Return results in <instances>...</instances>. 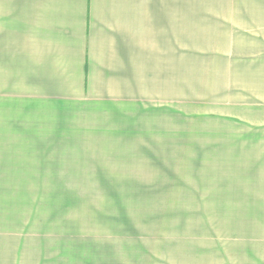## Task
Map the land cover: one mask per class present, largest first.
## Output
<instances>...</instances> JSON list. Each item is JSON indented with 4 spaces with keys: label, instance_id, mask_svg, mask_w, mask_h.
<instances>
[{
    "label": "rangeland",
    "instance_id": "obj_1",
    "mask_svg": "<svg viewBox=\"0 0 264 264\" xmlns=\"http://www.w3.org/2000/svg\"><path fill=\"white\" fill-rule=\"evenodd\" d=\"M248 5L186 0L184 111L111 106L105 120L44 122L54 129L38 137L4 122L10 264H205L211 242L264 235V86L237 54L259 40L229 23L252 18Z\"/></svg>",
    "mask_w": 264,
    "mask_h": 264
},
{
    "label": "crops",
    "instance_id": "obj_2",
    "mask_svg": "<svg viewBox=\"0 0 264 264\" xmlns=\"http://www.w3.org/2000/svg\"><path fill=\"white\" fill-rule=\"evenodd\" d=\"M244 1L252 18L229 23L254 26L260 48L237 54L264 86V0ZM185 104L186 0H0L1 137L4 122H24L17 137L30 123L38 137L44 122L105 120L111 106ZM211 243L205 264H264V235Z\"/></svg>",
    "mask_w": 264,
    "mask_h": 264
}]
</instances>
